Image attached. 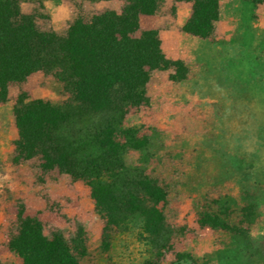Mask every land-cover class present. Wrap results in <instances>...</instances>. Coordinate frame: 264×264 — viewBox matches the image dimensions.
<instances>
[{
  "label": "rangeland",
  "instance_id": "1",
  "mask_svg": "<svg viewBox=\"0 0 264 264\" xmlns=\"http://www.w3.org/2000/svg\"><path fill=\"white\" fill-rule=\"evenodd\" d=\"M251 1L3 0L57 45L34 61L23 33L0 39L28 61L0 68V264L43 258L54 236L79 264H264V170L234 147L264 110ZM40 100L63 120L34 143L21 118Z\"/></svg>",
  "mask_w": 264,
  "mask_h": 264
},
{
  "label": "trees",
  "instance_id": "2",
  "mask_svg": "<svg viewBox=\"0 0 264 264\" xmlns=\"http://www.w3.org/2000/svg\"><path fill=\"white\" fill-rule=\"evenodd\" d=\"M251 2L254 6L257 4L256 0ZM260 2L264 3V0H260ZM199 5L203 13L209 14L214 19L217 17V5L214 2L206 3L200 1ZM211 29V20L206 19L193 31V34L200 40H207L211 36ZM18 33H23L26 36L27 53L31 60L41 61L45 57L54 56L49 55L45 50L48 48L53 49L57 45L55 34L52 31L42 32L34 30V20L31 16L22 15L17 23H13L7 15L3 0H0V39ZM27 63L28 61L17 57V48L14 44L10 42L4 43L0 40V68H10L15 73L24 74ZM6 100L7 92L0 87V104H4ZM21 120L28 130L32 142L37 143L47 140L50 129L63 120V116L58 110L54 109L50 101L40 100L34 102L32 109L26 111L22 115ZM145 190L155 203L164 201L166 197V193L157 188L156 182L151 186L145 187ZM91 193L93 195L94 193L98 194V191L92 189ZM101 193L105 196L108 194V190L103 189ZM161 222L162 220L159 218L157 226H160ZM149 234L156 237L158 236V231L150 229ZM59 238V236L53 237L46 248L43 258L31 259L24 264H79L78 260L64 248Z\"/></svg>",
  "mask_w": 264,
  "mask_h": 264
},
{
  "label": "clouds",
  "instance_id": "3",
  "mask_svg": "<svg viewBox=\"0 0 264 264\" xmlns=\"http://www.w3.org/2000/svg\"><path fill=\"white\" fill-rule=\"evenodd\" d=\"M234 147L253 164V171L264 170V110H253L242 122Z\"/></svg>",
  "mask_w": 264,
  "mask_h": 264
}]
</instances>
